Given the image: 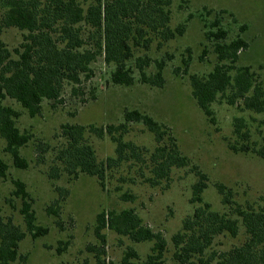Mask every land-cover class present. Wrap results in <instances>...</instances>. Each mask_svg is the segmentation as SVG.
I'll use <instances>...</instances> for the list:
<instances>
[{"label": "rangeland", "instance_id": "374dc122", "mask_svg": "<svg viewBox=\"0 0 264 264\" xmlns=\"http://www.w3.org/2000/svg\"><path fill=\"white\" fill-rule=\"evenodd\" d=\"M170 8L171 28L182 24L185 32L161 47L153 43L148 53L154 60H166L163 87L141 83L138 73L133 86H116L110 81L113 66L99 57L93 64L92 77L78 86L79 91L74 93L71 85H65L61 102L44 101L41 114L34 118L16 101L5 100L6 105L21 113L17 125L22 132L31 134L32 139L21 149L29 163L27 169L14 166L12 157L5 152V141L0 139V157L9 165L7 179L0 180V216L23 225L20 201L11 196L12 181L19 179L33 199L38 224L48 229V234L37 239L28 235L20 245V253L26 259L13 264H121L130 248L138 253L130 261L144 264L152 242L134 243L106 229L103 245L95 235L98 214L124 209H134L145 226L164 236L168 244L164 264H176L172 237L199 206L191 202L197 171L207 176L203 199L213 210L228 212L218 194L219 185L232 191L235 203L264 208V157L231 149V146L240 149L245 144L264 151V114L242 109L241 101L229 106L225 99H219L212 105L215 119L212 122L198 107L189 81L190 74L206 76L217 63L214 45L207 40L206 33L211 22L219 18L221 27L229 32V39L241 35L249 44L241 52L237 66H250L264 83V0H172ZM243 26L245 31H241ZM0 39L13 50L22 42V32L5 29ZM186 59L190 60L188 71L183 62ZM155 70L153 64L148 73ZM126 110L142 111L168 126L189 165L172 169L169 180L152 185L148 181L152 177L149 156L157 144L142 123H132L124 139L148 150L144 155L146 163L129 160L109 170L104 187L96 177L84 174L77 179L67 174L51 179L56 151L65 143L62 126L118 125L124 121ZM235 118L244 119L247 127L244 132L249 130L251 135L248 142L235 136ZM86 138L100 161L116 157V146L108 135L100 139L87 132ZM124 194L134 199L124 201ZM239 224L238 236L216 237L207 256L240 245L245 239V229ZM59 242H67L65 250H58L63 247ZM195 264L200 263L196 260Z\"/></svg>", "mask_w": 264, "mask_h": 264}, {"label": "trees", "instance_id": "16d2710c", "mask_svg": "<svg viewBox=\"0 0 264 264\" xmlns=\"http://www.w3.org/2000/svg\"><path fill=\"white\" fill-rule=\"evenodd\" d=\"M171 4L172 0H0V34L10 28L22 32V42L13 50L0 39V139L5 141V152L12 157L16 168L29 167L21 149L31 141L32 135L20 130L17 120L21 113L6 105L5 100L16 101L34 118L41 114L44 101L61 102L65 85H71L74 93L79 91L78 86L92 77L93 64L99 57L106 65L113 66L110 81L116 86H133L138 73L141 83L163 87L166 60H154L148 53L153 43L161 47L185 32L182 24L171 28ZM219 20L212 21L206 33L207 40L214 45L217 63L206 76L189 75L192 95L212 122L215 120L212 105L219 99H225L229 106L241 101L242 109L264 114V83L257 79L250 66H237L241 52L247 50L249 44L241 35L229 39V32L221 27ZM245 30L243 26L241 31ZM189 61H183L186 71ZM153 64L156 70L149 74L148 69ZM132 123H142L157 144L149 156L152 177L148 181L152 185L169 180L172 169L189 165V159L181 152L168 126L142 111L126 110L124 121L118 125L62 126L65 143L56 151L51 179H60L63 174L77 179L84 174L96 177L104 187L109 170L129 160L146 163L144 155L148 150L124 139ZM245 128L243 118L234 119L235 136L248 142L251 135L249 130L244 132ZM87 132L95 133L100 139L108 135L116 146V157L100 161L86 138ZM231 149L264 157L263 150L245 144L240 149L233 146ZM8 170L9 165L0 157V180L7 179ZM196 175L198 180L192 186L191 202L199 206L183 220L181 231L172 237L176 264H195L196 260L200 264L215 261L217 264H264V208H256L252 203H235L232 191L219 185L217 191L228 212L215 211L203 199L208 187L207 176L201 171ZM12 184L11 196L20 201L23 225L0 216V264L25 260L20 253L22 241L28 235L37 239L48 234V229L37 222L26 184L19 179ZM129 199L134 197L122 195V200ZM240 222L245 229L244 241L207 256L216 237L238 236ZM106 229L134 243L152 242L144 264H164L166 239L160 232L145 226L134 209L98 214L95 235L103 245ZM59 243L63 247L58 250H65L67 242ZM137 256L130 248L121 264H136L130 259Z\"/></svg>", "mask_w": 264, "mask_h": 264}]
</instances>
